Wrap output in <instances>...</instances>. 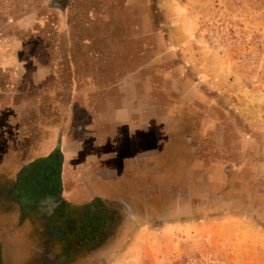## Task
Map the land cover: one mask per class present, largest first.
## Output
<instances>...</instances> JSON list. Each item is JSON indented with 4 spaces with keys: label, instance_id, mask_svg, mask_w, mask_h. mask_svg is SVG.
<instances>
[{
    "label": "rangeland",
    "instance_id": "obj_1",
    "mask_svg": "<svg viewBox=\"0 0 264 264\" xmlns=\"http://www.w3.org/2000/svg\"><path fill=\"white\" fill-rule=\"evenodd\" d=\"M73 99L114 135L124 104L125 167H145L137 189L156 196L151 211L133 198L88 210V264H264V0H0V115L28 102L64 114ZM58 137L13 149L0 194ZM29 171L22 195L39 204L50 171Z\"/></svg>",
    "mask_w": 264,
    "mask_h": 264
},
{
    "label": "crops",
    "instance_id": "obj_2",
    "mask_svg": "<svg viewBox=\"0 0 264 264\" xmlns=\"http://www.w3.org/2000/svg\"><path fill=\"white\" fill-rule=\"evenodd\" d=\"M73 100L62 104L67 106L64 114L54 108L57 106L55 104H52L53 108L49 107L52 112L47 116L30 114V110L40 107L41 103L28 102L11 103L16 109L10 115H0V123H7L6 126H0V169L5 168L4 160L13 149L29 151L30 148H38L41 145L39 142L49 134V130L59 136L54 141H48L45 156H32L31 159H35L29 166L21 167L5 178L2 184L6 187L5 193L0 194L3 197L0 198V264L10 263V256L13 260L21 258V261L26 256H32L36 264H88V241L82 245L76 237L79 226L84 227L82 232L88 234V210H100L114 202L117 203L115 207L122 206L132 198L133 209L139 210L143 206L151 211L152 206L155 208L156 196L150 188L143 195L137 189L142 183L139 179L149 177L150 172L147 173L146 168L139 164L131 171L125 167V159L132 158L134 153L125 154L127 140L123 130L126 119L124 104L122 110L113 116V124L117 126L116 139L114 132L109 130L108 115L98 117L91 113L88 99L84 103L78 99ZM53 101L61 104L60 100ZM6 109L10 107L3 111ZM150 116L149 106L148 124L151 123ZM135 121L130 126H135ZM145 124L139 132H146ZM148 131L149 145L151 129ZM153 141L155 147L156 139ZM151 151L150 146L144 150L143 153H148L144 156V163L156 162V153ZM38 162L41 168L50 171L47 176L49 186L42 182V194H48L49 198L36 204L24 198L20 183L27 181L29 170ZM120 180L128 184L129 188L124 189L122 183L120 189ZM135 183L137 186L134 189ZM56 184L58 187L55 189ZM71 247L84 252L72 255L66 253Z\"/></svg>",
    "mask_w": 264,
    "mask_h": 264
}]
</instances>
